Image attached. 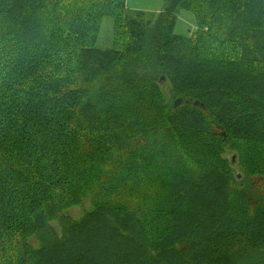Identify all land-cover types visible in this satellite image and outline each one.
Returning a JSON list of instances; mask_svg holds the SVG:
<instances>
[{"label":"trees","instance_id":"16d2710c","mask_svg":"<svg viewBox=\"0 0 264 264\" xmlns=\"http://www.w3.org/2000/svg\"><path fill=\"white\" fill-rule=\"evenodd\" d=\"M149 14L0 0V264H264V0Z\"/></svg>","mask_w":264,"mask_h":264},{"label":"rangeland","instance_id":"374dc122","mask_svg":"<svg viewBox=\"0 0 264 264\" xmlns=\"http://www.w3.org/2000/svg\"><path fill=\"white\" fill-rule=\"evenodd\" d=\"M169 0H127V5L129 9L133 12L135 11H144L147 13L159 14L163 11ZM196 30V19L191 12L181 11L178 15L177 25L175 32L177 35L187 36L192 34ZM113 34H114V19L110 16L103 18L101 24L100 35L96 43V47L101 50H111L113 49ZM164 91L169 95L170 86L167 81L163 82ZM227 158L234 160V167H236L237 157L232 153L226 154ZM92 206L88 199L84 201L82 207L74 208L68 211L66 214L74 219H80L85 211L91 210ZM52 226L58 234L61 233V224L58 221L52 223ZM31 243L35 247H40L41 243L37 238H32ZM264 261V260H263Z\"/></svg>","mask_w":264,"mask_h":264},{"label":"water","instance_id":"95a60500","mask_svg":"<svg viewBox=\"0 0 264 264\" xmlns=\"http://www.w3.org/2000/svg\"><path fill=\"white\" fill-rule=\"evenodd\" d=\"M181 104H182V101H181V100H178V101L176 102V107H179ZM196 105L198 106L199 103H196Z\"/></svg>","mask_w":264,"mask_h":264}]
</instances>
